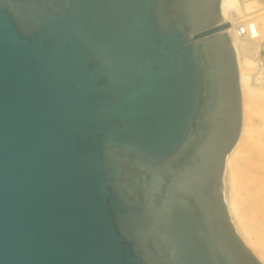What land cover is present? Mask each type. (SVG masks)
I'll list each match as a JSON object with an SVG mask.
<instances>
[{
    "label": "water",
    "instance_id": "95a60500",
    "mask_svg": "<svg viewBox=\"0 0 264 264\" xmlns=\"http://www.w3.org/2000/svg\"><path fill=\"white\" fill-rule=\"evenodd\" d=\"M220 1L0 0V264H261Z\"/></svg>",
    "mask_w": 264,
    "mask_h": 264
},
{
    "label": "bare ground",
    "instance_id": "6f19581e",
    "mask_svg": "<svg viewBox=\"0 0 264 264\" xmlns=\"http://www.w3.org/2000/svg\"><path fill=\"white\" fill-rule=\"evenodd\" d=\"M235 6V0H221L222 19L230 24L229 31L238 59L242 52L249 49L247 39L262 43V46L259 45L263 64L259 82L264 84V28L259 25L263 18L245 9L236 11ZM242 29L248 33L243 35ZM243 64L240 63L242 128L237 147L226 160L223 178L224 199L237 234L257 260L264 264V142L253 140L251 137L249 115L253 105L250 106L249 103L248 93L251 88L248 87L246 69L251 63Z\"/></svg>",
    "mask_w": 264,
    "mask_h": 264
},
{
    "label": "rangeland",
    "instance_id": "374dc122",
    "mask_svg": "<svg viewBox=\"0 0 264 264\" xmlns=\"http://www.w3.org/2000/svg\"><path fill=\"white\" fill-rule=\"evenodd\" d=\"M235 5L236 11H241L242 9H245L246 11L252 12L255 15L259 14V17L263 18L262 23H259V25H261L262 29L264 28V0H235ZM229 29L230 27L227 29L226 32L232 41V34L230 33ZM246 43L250 45L249 49H247L245 52H242V54L239 56V59L237 56L239 73L241 70L240 63L241 65L243 63H251V65L246 67V69H248V87L251 88L250 92L248 93L250 101L249 103L250 106L251 104L253 105V107H250L251 116L249 115V122L251 124L250 128L252 132L251 137L253 138V140L259 139L261 142H264V84H261L259 82V75L261 74L262 69L261 67H263L261 61V52L259 48V45L262 46V43L258 44L257 41L255 42V40L251 39H247ZM260 85L262 86L260 87ZM224 191L225 190L223 184V194Z\"/></svg>",
    "mask_w": 264,
    "mask_h": 264
},
{
    "label": "built area",
    "instance_id": "2783aa9c",
    "mask_svg": "<svg viewBox=\"0 0 264 264\" xmlns=\"http://www.w3.org/2000/svg\"><path fill=\"white\" fill-rule=\"evenodd\" d=\"M243 30L245 31V29H242V34H243V35H245V34L248 33L247 30H246L245 32H244Z\"/></svg>",
    "mask_w": 264,
    "mask_h": 264
}]
</instances>
